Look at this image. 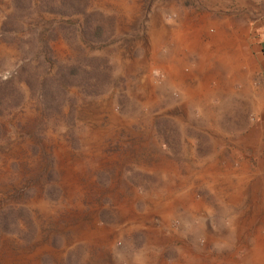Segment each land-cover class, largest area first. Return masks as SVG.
<instances>
[{
    "label": "rangeland",
    "instance_id": "1",
    "mask_svg": "<svg viewBox=\"0 0 264 264\" xmlns=\"http://www.w3.org/2000/svg\"><path fill=\"white\" fill-rule=\"evenodd\" d=\"M262 7L0 0V264H264Z\"/></svg>",
    "mask_w": 264,
    "mask_h": 264
},
{
    "label": "crops",
    "instance_id": "2",
    "mask_svg": "<svg viewBox=\"0 0 264 264\" xmlns=\"http://www.w3.org/2000/svg\"><path fill=\"white\" fill-rule=\"evenodd\" d=\"M262 10H263V7L261 8V11ZM262 15H263V18L256 20V24L254 26H252L249 30V38H251L249 40V42H256V44H258V46H257L258 51H257L255 57L257 58L256 59L257 61H261V63H262V69H263L262 70V79L264 80V11H262V13L259 14V16H262ZM202 31H204V30H202ZM188 33L190 34V32H188ZM223 34L224 33L222 31H220L219 29H216L213 33H211L207 37V43L210 44V46L215 50V52H217L218 54L222 53L221 54L222 59H223V53L224 52H222L220 49L224 50V46L227 44L225 36ZM230 47H231V45H230ZM227 52H229V51H227ZM225 57H226V55L224 54V58ZM219 60L221 61V64L224 65L222 60L221 59H219ZM238 62H239V60L236 61L235 59L234 60L230 59V62H225L226 64H228V65H225V68L227 69V73L228 72L236 73ZM231 76H233V75H231ZM261 104L264 106V103H261ZM261 104L257 105V107H255V108H259V106ZM260 110H262L264 113V107L260 108L258 111H256V113L258 114L260 112Z\"/></svg>",
    "mask_w": 264,
    "mask_h": 264
},
{
    "label": "bare ground",
    "instance_id": "3",
    "mask_svg": "<svg viewBox=\"0 0 264 264\" xmlns=\"http://www.w3.org/2000/svg\"><path fill=\"white\" fill-rule=\"evenodd\" d=\"M197 34H198V33H197ZM67 182H68V181H67ZM74 183H75V182H74ZM71 186H72V185H71ZM262 245H263V244H262ZM259 248H260V247H259ZM259 248H258V249H259ZM6 261H8V260H6ZM8 262H9V261H8ZM259 262H260V260H259ZM253 263H254V262H253ZM1 264H2V263H1ZM8 264H9V263H8ZM260 264H261V263H260Z\"/></svg>",
    "mask_w": 264,
    "mask_h": 264
}]
</instances>
